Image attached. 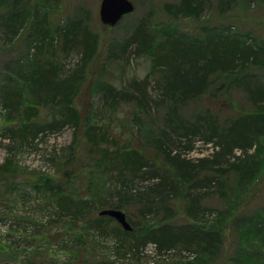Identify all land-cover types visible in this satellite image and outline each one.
Here are the masks:
<instances>
[{"label": "trees", "instance_id": "16d2710c", "mask_svg": "<svg viewBox=\"0 0 264 264\" xmlns=\"http://www.w3.org/2000/svg\"><path fill=\"white\" fill-rule=\"evenodd\" d=\"M23 3L24 0H0V16L10 12L13 6L16 7L12 22L10 20L0 25L3 32L10 35L11 31L16 37L28 25L31 28L32 21L39 18L38 11L29 13ZM165 7L166 13L174 19H197L204 13L203 0H181L178 4ZM87 19L86 15H72L61 22L63 25L58 28V57H64L68 51L77 52L83 60L82 65L77 64L79 73L81 71L87 78L88 73L93 75L97 72V79L104 78L100 88L109 112L112 113L114 108L122 104L133 105L129 120L134 119V122H137L140 121L138 116L149 114L147 86L127 92L124 84L116 87L114 81L115 76L121 74L123 82V73L132 54L147 55L152 61V67L145 80L140 82L145 85V81L156 73V69H160L159 75H154L157 76V86L162 96L159 98L161 101H156L155 105L164 110L165 125L178 128L170 134L165 132L169 135L167 138H155V143L150 142L147 145L149 147L138 146L135 152L121 158V155H117L119 147L110 149L109 143H104L106 128L95 124L86 125L84 131L91 145L97 147L101 144L104 156L114 155L118 172L117 187L107 195H99L93 188H67L62 183L54 184L44 179L36 186V192L50 196L51 200L56 202L58 218L67 220L65 232L84 230L83 233L76 232V249L88 244L90 240L86 233L92 229L97 237L115 238V251L125 260H130L132 256L138 257L141 248L149 243L156 245L163 259H166V254H170L176 264L188 261L186 255L181 254L182 250L195 254L191 260L193 264H217L219 257L226 260L223 242L226 226L219 231H212L206 230L200 223L213 213L212 210H216L220 221L227 223L234 219L235 227L240 226L238 231L243 229L241 225L244 224L245 218L236 217L240 200L244 198L241 190L243 187L247 190V187L257 184L258 179L264 178V84L256 81V77L251 82L244 80L249 69L264 70V45L249 43L241 36L234 37L232 34L220 32L214 37L208 36L199 46L187 47L182 43V37L174 31L167 30L162 35L154 28L155 25L148 26L146 22H142L124 44H121L120 51H115L113 56L108 55L99 64L102 42L88 27ZM45 22L46 17L42 16L38 24ZM50 30L52 27H45L42 32L48 36L51 34ZM154 31L157 36L153 37ZM146 32L151 39L144 41L141 35ZM19 37L12 38L6 46H16ZM58 57L57 66L43 62L36 71L34 69L31 72L29 61H22L24 57L16 58L15 67L6 66L7 74L10 69H15L14 72L20 81L31 89V98L34 100L26 103L22 111V105L27 101L22 92L23 88L14 85L9 78L1 88L6 112L3 135L4 139L13 141V145L9 146L11 154L0 164L2 176L16 175L18 167L11 157L16 156L23 144L31 143L41 133L51 129L61 128L63 125H72L76 129L90 120L87 119V114L85 113V116L81 111L80 105L75 103L78 93L73 92V86L78 80L76 74L70 73L67 77H61L63 63ZM116 62L120 69L116 70ZM120 62L124 66L119 64ZM96 66H99V69ZM233 67L235 71L232 70ZM237 71L243 72V75H237ZM112 76L114 78H111ZM137 80V77L130 78L128 87H138L140 82ZM172 80H177V84L172 85ZM235 90L246 96L244 109L225 116V123L221 124L222 113L219 110L222 108L214 110L206 100H210L211 95L216 93L217 97L226 98ZM180 130L187 135H203L202 143L208 146L210 151V143L218 147V150L212 149L210 155L197 159H185L179 154H172L164 147L169 146L170 135L176 136ZM150 148L154 154H148ZM235 148H240L242 153L237 155ZM159 157L162 164L158 166L156 160ZM167 166L171 170H167ZM153 178L157 181L148 187L131 189V184L135 181H151ZM205 195L216 197L220 205L216 209L204 206L202 198ZM176 198L183 200L187 223L177 224L172 221L175 220ZM104 209L123 210L128 221V213L133 209L138 222L132 224L129 221L133 231L110 226L111 223L117 222L110 216H100L99 212ZM240 219H243V222ZM260 220L255 219V222L264 223V220ZM251 222L254 221L249 223ZM139 225H142L145 231L140 233V230H135L134 233V227ZM213 248L216 249L211 250ZM245 250L231 254L228 263L244 264L239 261H243Z\"/></svg>", "mask_w": 264, "mask_h": 264}, {"label": "rangeland", "instance_id": "374dc122", "mask_svg": "<svg viewBox=\"0 0 264 264\" xmlns=\"http://www.w3.org/2000/svg\"><path fill=\"white\" fill-rule=\"evenodd\" d=\"M60 1L62 9L56 15L57 22L72 15L88 16V27L100 37L102 42L99 64L108 55L113 56L115 51H120L121 44H124L142 22H146L148 26L155 25L154 28L158 29L162 35L170 30L182 39L193 42H205L208 36L214 37L220 32H225L234 37L238 35L249 39V42L253 41L257 45H264V0H203L204 13L197 19L186 17L174 19L166 13L165 6L178 4L181 0H133L136 4L135 13L126 16L113 28L104 26L99 19L101 0ZM31 39L32 34L27 31L23 38L17 41L16 46H0V164L4 163L7 156L11 154L9 146L13 145V141L4 139L3 135L6 112L1 88L9 78L6 66H14L16 58L33 55V51L28 48ZM58 58L62 62V57ZM74 60L76 61L75 58L71 60V64L63 63V67L71 71V74L79 71ZM119 64L124 66L122 62ZM150 64L148 57L132 54L123 73V82L121 74L118 77L115 76V86L119 87L124 84L128 87V81L132 77L144 80L150 72ZM96 68L99 69V66ZM118 68L120 69V65L116 62V70ZM252 72L250 74L255 75L256 81L264 84V70ZM90 74L88 73L85 82L80 84L75 103L80 105L85 116L87 114V119L93 120V124L107 129L104 143H109L111 149L126 143L134 147H143L140 142L129 137L141 129L135 126L134 119L129 120L130 109L133 105L122 104L114 108L112 113L109 112L100 88L104 78L103 80L97 79V72ZM156 82L157 77L152 74L147 81L148 92L158 98L160 93ZM217 94L211 95L210 100L206 102L214 110L222 108L219 110L222 113L221 118L231 115L236 110L244 109L246 96L242 92L235 90L226 98L217 97ZM148 109L149 114L138 116L141 124H152L161 129L164 124V110L156 107L154 103ZM86 125L84 123L76 129L72 125H63L61 128L41 133L31 143L23 144L16 152V156L11 157L18 167L16 175H0V264H127L128 262L132 264H176L172 261L174 259L170 254L165 255L166 259L156 254L152 243H149L146 248H141L142 251L145 250V254L143 252L141 256H132L130 260H125L122 255L116 253L117 241L113 237L101 238L97 237L93 231L92 233L87 232L90 241L85 247L76 249L78 244L74 238L76 234L83 233L84 230L67 231V234L64 231L59 232L61 228H64L67 220L58 218L56 202L51 200L50 196L36 192L35 188L41 181L48 179L54 184L62 183L67 188L74 189L93 188L99 195H107L117 187V162L104 156L103 145L100 144L97 147L91 145L84 131ZM184 143L182 141L173 145V149L185 153L186 144ZM192 148L193 151L189 154L191 158L197 159L207 155L205 151L208 148L199 139L193 141ZM148 154H154V151L150 148ZM156 162L158 166L162 164L161 158L159 157ZM167 170L171 168L168 167ZM146 180L135 181L131 184V189H143L157 181L156 178L151 181ZM246 191H248V199L244 197L240 200V209L236 217L243 216L249 219L254 216L255 212L264 213V178L258 179V183L250 186ZM174 202L177 208H175V220L172 221L177 224L187 223L182 198H176ZM219 202L213 196L205 195L202 198V204L213 209L220 205ZM212 212L214 219L217 218V211L212 210ZM131 213L133 215L132 218L129 217V221L137 224L138 218L134 217L135 210L132 209ZM28 219L32 220L34 227L28 226ZM49 221H54L55 224H49ZM233 221L226 223L227 229L223 239L226 260L223 259L224 257H219L217 264H230L228 263L229 256L245 249V257L239 262L264 264L262 258L264 252L257 251L258 248L264 250V240H259L256 235H252L250 239L245 238L244 230L238 231L240 226L235 227L236 221ZM113 225L122 229L118 223L110 224V226ZM39 232L42 234L37 236ZM251 241H253L252 245H250Z\"/></svg>", "mask_w": 264, "mask_h": 264}, {"label": "bare ground", "instance_id": "6f19581e", "mask_svg": "<svg viewBox=\"0 0 264 264\" xmlns=\"http://www.w3.org/2000/svg\"><path fill=\"white\" fill-rule=\"evenodd\" d=\"M130 1H132L133 5H134V8H135L134 11L130 14L124 15L119 22H121L126 16H129V15H132L133 13H135L136 4L133 0H130ZM36 2H38V3H36ZM23 4H26L27 7L25 8V10H27L29 13L31 12L32 14H34L35 11H38L39 18H37L35 21H32L31 28L28 25L25 29H23L21 31V34L18 35L20 37L18 38L17 41H20L27 31H30L32 34V39L28 43L29 44L28 48L33 51V55H30L29 57L25 56L24 58H22V61L23 62L29 61V65H31V67H32V68L30 67V72L34 69L36 71L38 69V66L40 64H42L43 62L47 63V65L57 66L56 60H57V57L59 55L58 50L60 48V34L58 32V28L62 27L63 24H61V22H63L66 19V18L63 19V21H61V22L56 21V15H57V13H60L61 9H62L61 1L60 0H34V1L33 0H24ZM15 12H16V7L13 6L10 12L6 13L4 16H0V25L8 23V21H10V20L12 22L11 18H12V16H14ZM42 16L46 17V22L43 23L42 25H39L38 21H39L40 17L42 18ZM99 19H100V8H99ZM100 21H101V19H100ZM12 26H13V23H12ZM45 27L46 28L52 27V30H50L51 34L48 36L42 32ZM147 32L150 33L148 30H147ZM147 32L141 35L144 41L151 39V36L149 34H147ZM11 33L12 32L10 31V35H9L0 29V46L1 47L6 46L12 38L18 37V36H16V37L13 36ZM152 36L153 37L157 36V33L155 32ZM34 37H36L37 39L35 40ZM38 38H39V40H38ZM247 40L249 41V39H247ZM252 42L253 41H251L249 43H252ZM182 43H184V45L187 47L199 46L201 44L197 41L193 42V41H190L188 39H183ZM140 56H144V55H140ZM60 57H62V56H60ZM145 57H148V56L145 55ZM74 58L76 59V61L74 60L75 61L74 63H76L78 65H82L83 60L80 58V55L75 51L66 52L64 57H62V63L66 64L65 62H67V63L71 64V60H73ZM149 60L151 62V64H150V69H151L152 61L150 58H149ZM14 70L15 69H10L8 71L9 80L12 81L14 83V85L20 87V89L23 88L22 92L25 95V98L27 99V101L22 105V111H23L26 103L31 102L32 100H34V98H31V94H32V92L30 91L31 89L29 87L25 86L20 81V79L18 78V76L16 75ZM232 70L235 71V68L233 67ZM252 71L253 70L249 69L248 72H246V74L244 76L245 81L251 82V80H253L255 75L250 74V73H253ZM70 72L71 71H68L65 69V67H63L62 74H60V76L61 77H67L68 75H70ZM155 72L156 73H154V74L159 75L160 69H158V70L156 69ZM236 74L241 76V75H243V72L240 73L237 71ZM75 76L78 80H77V83L75 84V86H73V92L77 93V91L80 90V84L85 82L86 78L81 71H80V73L78 71ZM229 78H231L230 75H229ZM144 80H142V81H144ZM137 81L140 82L141 80L138 79ZM141 82L137 85L138 87H136V88L130 87V86L126 87L127 92H130L131 90L142 89L143 87L147 86L146 91H147V95H148L147 98H148V102H149L148 107L150 105H152V103H154V105H155L156 101L160 102L161 100L159 98H161V96H162L160 88L157 86L158 92L160 94H159L158 98L157 97L155 98L154 96L150 95V93L148 92V83L145 81V83H144L145 85H142ZM171 84L172 85L177 84V80H172ZM164 103H167V102L164 101ZM164 103L162 102L163 105H164ZM158 108L162 109L160 106ZM147 109H145L146 112L149 111V109H148V111H147ZM181 120H183V119H181ZM140 122H141V120L140 121L138 120L137 122H135V123H138V125L135 124V126L141 127V129L139 131H137L136 133H134L133 136H129V137L132 140L140 142L141 145H143V146H147L150 142L154 144L155 138L161 139V140H163L164 138H167L169 135L165 134V132H168V134H170V133H173V130H176L178 128V127L174 128L172 125L166 126L164 123L163 127L161 129H159L157 127H154L152 124L144 125V124H141ZM85 123L87 124V126L93 125V120L90 119V120L86 121ZM220 123L221 124L225 123L224 117L220 119ZM140 124H141V126H140ZM178 133L179 134L176 136L170 135V137H169L170 139H168L169 140L168 141L169 146H165L164 148L166 150H169L172 154H179L182 158L190 159L191 157H189V154L191 153V151H193V148H192L193 142L192 141H195V139H199L202 142L204 139L203 135H201V134L195 135V136L187 135V134H185V132H183L181 130L178 131ZM182 141L185 142L184 144H186V149L184 151L185 153L180 152L176 149L175 150L173 149V145H175L177 143H181ZM209 146L211 147V151H212V149L218 150V147L214 146L212 143H210ZM205 147L208 148L207 146H205ZM115 148H118L117 149V153H118L117 155L118 156L121 155V158L125 155H128L132 152H135V150L137 149V147H134V145H131L130 143H126L122 146H114L112 149H115ZM189 148H191V149H189ZM110 149H111V147H110ZM211 151H210V148H208L205 151V152H207V155H204L202 157H206V156L210 155ZM235 151H236L237 155H240V153H242V150L240 148H235ZM144 152L145 151H143V154H144ZM204 153H202V154H204ZM111 158L115 159L114 155L108 154V159L110 160ZM191 159H194V158H191ZM244 188H246V187H243V189L241 190V195H242V197H245L248 199L246 190ZM247 188H249V187H247ZM132 215H133V213H131V211H130L128 213V216L130 218H132ZM240 217H242V216H240ZM257 217L259 220L260 219L264 220L263 213L262 214L255 213L254 216H252L251 218L245 219V222H243V219H240L244 223L241 226L244 230L245 238L250 239L252 235H256L260 240H262L264 238V223L255 222V219L258 220ZM126 218H127V215H126ZM135 218H136V216H135ZM127 220H128V218H127ZM212 220H214V221H212ZM220 220L221 219H219V217L214 219V215L212 213L208 217H206L204 219V221L201 222L200 224L202 225V227L206 228V230H212V231L217 230V231H219L221 229H224L226 226L225 221L224 220L220 221ZM31 221L32 220H29V219L27 220L28 226L34 227L33 223ZM250 221H254V222L249 223ZM52 223H53V225L55 224L54 221H49V224H52ZM118 224L122 227V225L120 223H118ZM252 225H253V227H252ZM65 228L66 227L64 226V228H61V230L59 232L64 231ZM134 228H136V229H134V233H136L135 230H138V231L140 230L141 231L140 233L145 231V229L142 225L136 226ZM131 230L133 231V228ZM89 232L92 233V229H89ZM41 234H42V232H39L37 234V236H40ZM66 234H67V232H66ZM51 236H53V234H51ZM34 237H36V235H34ZM62 240H64V239L62 238ZM252 243H253V241L250 242V244H252ZM153 246L155 247L156 254L160 255L156 245L153 244ZM215 249L216 248H213L211 250H215ZM257 251H261V249L258 248ZM143 252L145 254V250L142 251V249H141L140 252L138 253V256H141V254H143ZM146 254H148V252ZM181 254L185 255L186 250H182ZM194 257H195V254H193V252H191V253L187 252L186 259H188V261H186L184 264H193L191 262V260H193ZM260 257H262L261 254H260ZM262 258L264 259V256ZM202 261H203V259H202Z\"/></svg>", "mask_w": 264, "mask_h": 264}, {"label": "water", "instance_id": "95a60500", "mask_svg": "<svg viewBox=\"0 0 264 264\" xmlns=\"http://www.w3.org/2000/svg\"><path fill=\"white\" fill-rule=\"evenodd\" d=\"M134 5L130 0H101L100 19L106 26H116L122 17L134 11ZM100 216H110L118 221L125 230L130 231L131 225L127 221L126 214L117 209H105L99 212Z\"/></svg>", "mask_w": 264, "mask_h": 264}]
</instances>
